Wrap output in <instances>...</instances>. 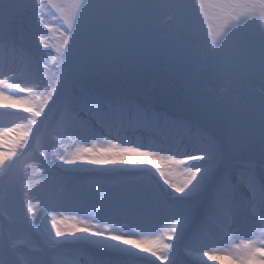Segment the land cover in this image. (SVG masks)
<instances>
[{
	"label": "snow or ice",
	"instance_id": "snow-or-ice-1",
	"mask_svg": "<svg viewBox=\"0 0 264 264\" xmlns=\"http://www.w3.org/2000/svg\"><path fill=\"white\" fill-rule=\"evenodd\" d=\"M264 264V0H0V264Z\"/></svg>",
	"mask_w": 264,
	"mask_h": 264
},
{
	"label": "bare ground",
	"instance_id": "bare-ground-1",
	"mask_svg": "<svg viewBox=\"0 0 264 264\" xmlns=\"http://www.w3.org/2000/svg\"><path fill=\"white\" fill-rule=\"evenodd\" d=\"M226 262V259L222 260L220 264H224Z\"/></svg>",
	"mask_w": 264,
	"mask_h": 264
},
{
	"label": "rangeland",
	"instance_id": "rangeland-1",
	"mask_svg": "<svg viewBox=\"0 0 264 264\" xmlns=\"http://www.w3.org/2000/svg\"><path fill=\"white\" fill-rule=\"evenodd\" d=\"M224 264H229V261L226 259V262Z\"/></svg>",
	"mask_w": 264,
	"mask_h": 264
}]
</instances>
